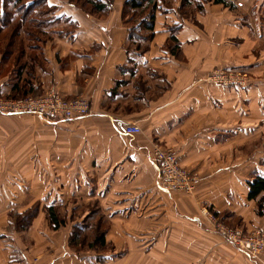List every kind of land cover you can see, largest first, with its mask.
I'll return each instance as SVG.
<instances>
[{
  "label": "crops",
  "instance_id": "0c3cea01",
  "mask_svg": "<svg viewBox=\"0 0 264 264\" xmlns=\"http://www.w3.org/2000/svg\"><path fill=\"white\" fill-rule=\"evenodd\" d=\"M54 1L62 20L42 45L43 68L36 69L30 88L44 94L55 87L67 100L85 99L91 113L71 122L33 116L43 122V140L23 144L22 156L12 157L20 147L4 135L0 153L24 173L7 178L9 188L0 194V264H264V255L251 258L212 224L214 216L231 228L264 230L258 207L264 192L249 198V182L264 176V17L255 11L256 20L222 17L209 31L210 18L200 19L202 29L169 8L157 13L153 38L138 50L123 22L127 0L114 2L106 18ZM249 2L237 1L236 9ZM63 29L68 32L61 36ZM232 67L252 75L253 82L243 89L209 80L214 71ZM3 72L0 54V96L6 97L13 93L12 76L1 78ZM128 124L142 132L125 134ZM155 144L172 150L197 179L194 194L160 187ZM29 168L36 171H24ZM25 174H34L40 197ZM25 196L23 211L36 202L43 207L26 232L28 242L4 230L10 226L7 215ZM93 205L113 248L79 256L70 237ZM50 206L68 220L59 230L48 222L44 208Z\"/></svg>",
  "mask_w": 264,
  "mask_h": 264
},
{
  "label": "trees",
  "instance_id": "16d2710c",
  "mask_svg": "<svg viewBox=\"0 0 264 264\" xmlns=\"http://www.w3.org/2000/svg\"><path fill=\"white\" fill-rule=\"evenodd\" d=\"M114 1L69 0V3L87 15L106 18L113 10ZM165 1L127 0L125 2L122 12L123 22L128 28L129 40L135 45L138 44V50H142V42L151 41L153 38L157 13H167L170 8L167 7L169 5L165 6L166 3L161 5ZM51 2L52 0H0V35L6 42V47L2 54V64H8L14 59L11 65L15 68L14 76L11 78L13 93L5 98L27 97L36 94V91H38V89L35 90V88H30V86L37 78L36 69L43 68L42 45L47 40V35L53 31L50 30L51 27L62 20L57 14L59 7ZM209 2L223 5L231 10H235L237 7L233 0H182L181 8H192L193 11L202 13L205 10V5ZM181 8L179 15L187 19L188 16ZM187 10L191 11L190 9ZM66 20L70 19L66 18ZM71 26L76 28L78 24L72 22ZM174 31L176 32V30ZM23 32L26 39H20L19 43H17V38ZM67 32L66 29H63L59 35L63 36ZM27 51H32L33 53L29 54ZM249 188V198L257 200L264 192V176H256L254 180L249 182ZM258 207L259 215H264V197L259 199ZM89 208L91 212L81 222L75 224L70 237V246L76 249L79 256L88 251L100 253L113 248L106 243L107 230L104 228V217L99 208L96 205ZM41 209H43L41 203L36 202L25 212L15 213V232L29 231ZM44 209L53 230H59L67 224V218L59 213L56 206L45 207ZM13 212H11L12 216ZM96 260L100 262L103 258L97 257Z\"/></svg>",
  "mask_w": 264,
  "mask_h": 264
},
{
  "label": "built area",
  "instance_id": "2783aa9c",
  "mask_svg": "<svg viewBox=\"0 0 264 264\" xmlns=\"http://www.w3.org/2000/svg\"><path fill=\"white\" fill-rule=\"evenodd\" d=\"M209 80L223 87L246 88L249 83L247 74L235 70H216ZM91 113L87 100L78 98L67 100L61 96L55 87H50L41 96H27L20 99H9L0 96V115L3 116H38L49 122H71L82 119ZM125 134L134 135L142 132L140 126L128 124L123 129ZM153 160L160 168L159 185L167 192L194 194L197 179L178 163L176 154L155 144ZM213 229L225 238L227 242L237 247L251 258L264 255V230H246L231 228L212 216Z\"/></svg>",
  "mask_w": 264,
  "mask_h": 264
},
{
  "label": "rangeland",
  "instance_id": "374dc122",
  "mask_svg": "<svg viewBox=\"0 0 264 264\" xmlns=\"http://www.w3.org/2000/svg\"><path fill=\"white\" fill-rule=\"evenodd\" d=\"M116 1L117 0H115L114 2H116ZM181 1L182 0H169V1H165L163 4L166 3L165 6L169 5L167 7H170V8H177L178 13H179V10L181 8ZM233 1L236 2V4H238L237 1L239 2L240 0H237V1L233 0ZM251 1L252 2L251 3L249 2V4L247 6L248 7L255 6V10H250V9H248L247 6H244L242 8L239 7L235 10H231L229 8L227 9L224 6L223 7L222 6H216V4L213 2L207 3L205 5V10L202 13L197 12V11H193L192 8H187V9H190L191 11L187 10L186 8H181V9L188 16L187 21L189 23L193 24V26H195V27L197 26V27L203 29L204 26L200 23V19L203 17L210 18V21H208L207 26H208V30L212 31V30L216 29L214 27V22H216L217 19L222 18V17L226 19V18H232L234 16H245V15H247V17L249 16V18H251V20H253V19L256 20L257 18L256 17L254 18V12H253V11H255V14L257 16H261L263 18L264 17V0H251ZM54 2L59 3L60 6H70L69 0H55ZM117 2H122V1L118 0ZM118 7H119V5H118ZM115 8H116V5H115ZM187 11H189V12H187ZM209 11L211 13H209ZM179 16L181 17V15H179ZM181 18L186 19L183 17H181ZM28 28H30V27H28ZM50 30L54 31V30H58V29L57 28L54 29V26H52ZM3 34H4V32H3ZM252 36L258 37L256 32L254 33V35L252 34ZM20 39H26L24 32L21 33L20 37L17 38V43H19ZM261 40H262L263 46H264V37ZM5 47H6V42H5V40H3L1 38V35H0V54L1 55L3 54ZM27 53L30 54L33 52L27 51ZM13 62H14V59L8 64H5V65L2 64L4 66V72L1 75V78H7L8 79V77L10 78L11 76L12 77L14 76L13 72H14L15 68L13 66L11 67V64ZM231 69L239 71L240 73H243L240 70L242 68L239 69L237 67H232ZM220 70H224V68L220 69ZM247 80H248V83H250L251 80L253 82V76L250 74H247ZM41 95H43L42 89L36 91V94L31 95V96L36 97V96H41ZM20 98H25V97L20 96ZM20 98H15V99H20ZM262 130H264V129H262ZM5 134L6 135H12L15 145L17 146V148H18V146L20 147L18 153L17 152L11 153V155H13L12 157H14V155H16V154H18L19 156H22L24 154H22V152L20 150L22 149L23 144H25V145H27L29 143H31L32 145H35V144L40 145L41 144V142L43 140V136L40 137V135H43V122H40L39 120L35 119L33 117V115L32 116L29 115V116L25 117L24 119L23 118L22 119H14V120L12 119V120H10V123H8V122L5 123L4 120H0V144L4 143L3 140H5V137H4ZM28 134H30V135L28 136ZM24 135H26V136L24 137ZM24 139H26L27 141L23 142ZM34 154L35 153L33 152L32 156ZM7 157H8L7 153H5V154L0 153V194L1 193L3 194L6 192L7 186L9 188V184L4 185L7 178L9 179L10 177H12L14 174H16L18 172L24 173V172H22L23 167H21L18 163H15V161H13V162L8 161ZM24 171L25 172L33 171V173H34V171H36V170L33 168H31V169L29 168V169H24ZM32 176H34V174H31V175L25 174L26 180H28V182H30L29 187H31V189L34 192V197H40V195L42 193L41 186H39L37 184V180L34 177L31 180ZM16 192H19V191H17V188H16ZM25 200H26V196H25L24 200H22V201L20 199L17 200L18 206H17L16 210L13 212V216L11 215L12 214L11 212L7 215V220L9 219L10 226H6L4 228L5 233H9V235L16 233L14 230V228H15L14 224L16 223L15 213H17L18 211L25 212V211H23L25 209V205L27 203V202H25ZM37 200H39V199H35L34 201H37ZM1 205H2V203H0V206ZM26 232H19V234H15V237L17 235L18 236L20 235V236H23V240H26V236H27ZM1 239L3 240V238H0V240ZM26 242H28V240H26Z\"/></svg>",
  "mask_w": 264,
  "mask_h": 264
}]
</instances>
